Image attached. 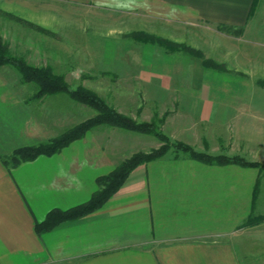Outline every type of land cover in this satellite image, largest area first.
I'll use <instances>...</instances> for the list:
<instances>
[{"label": "crops", "instance_id": "0c3cea01", "mask_svg": "<svg viewBox=\"0 0 264 264\" xmlns=\"http://www.w3.org/2000/svg\"><path fill=\"white\" fill-rule=\"evenodd\" d=\"M263 6L262 0H0V27L18 20L2 11L45 28L50 23L41 20L43 15L73 12L82 21L88 13L107 26L117 23L121 33L133 38L147 26L144 21L151 22L153 35L189 45L205 56L200 39L217 36L220 53L228 60L237 54L253 61L255 48L237 50L242 38L216 33L223 25L238 29L245 43H259L264 51ZM126 21L131 29L125 28ZM201 62L196 70L205 81ZM249 70L246 67L242 74H253ZM4 86L0 85V264H264V220L252 224L264 217V169L206 164L176 152L137 167L98 210L38 232L37 224L51 211L90 201L99 189L98 178L111 170L110 149L79 141L52 156L13 165L9 161L17 149L38 146L66 125L61 127L58 110L54 120L60 122L59 129L47 135L45 102L31 100L23 94L24 87ZM195 88L208 91L207 98L197 102L200 127H190L193 132L187 134L184 122L169 121L168 135L211 155H239L264 164V101L262 111L254 113L246 101L212 100L211 90ZM206 121L216 124L212 134L206 131Z\"/></svg>", "mask_w": 264, "mask_h": 264}, {"label": "rangeland", "instance_id": "374dc122", "mask_svg": "<svg viewBox=\"0 0 264 264\" xmlns=\"http://www.w3.org/2000/svg\"><path fill=\"white\" fill-rule=\"evenodd\" d=\"M262 1L264 4V0ZM75 6L78 9L80 7V5ZM262 8L264 11V6ZM87 9L84 12H87ZM1 14L18 19L4 22L3 27H0V38L8 42L12 53L24 57L36 66H52L55 73L64 76L71 88L84 86L94 91L119 113L137 122H154L156 127L172 141L185 143L196 151L198 149L192 145L171 138L166 127L171 124L169 121L177 125L184 122L187 127L186 133L191 134L193 129L191 130L190 127L199 126L200 124L197 123L203 121L200 116L201 107L197 102L204 97L207 98L208 91L200 92L195 87L211 90L208 93L209 99L246 101L249 105H253L251 109L254 113L262 111L264 87L260 82L264 80L263 47L257 45L259 43H253L255 45H251L250 42L245 43L247 38L243 37L238 29L234 31L230 27L227 31L221 26V31H217L216 34L229 36L232 33L235 37L242 38L241 42L237 43L238 52L241 47L252 46L256 49L255 53H252L255 56L254 60L249 61L237 54L234 60H228V57L220 53L218 46L221 42L217 36L200 39L201 49L206 54L204 57L220 65L218 69L207 68L200 58L205 71L204 81L203 76L196 70L197 63L200 62V59L196 58L199 57L173 45L164 46L161 40L177 43L150 33V30L153 31L151 22L144 21L143 24L147 26L138 33L139 37L133 38L132 34L121 33L123 28H120L117 23L113 24L110 21L107 26L100 18L87 17L88 13L82 16V21L77 20L73 12L63 11L61 15L52 13L43 15L41 20L50 23L47 28L12 13L2 11ZM260 18L264 20V12L261 13ZM34 19L37 20V18ZM91 23L94 24L91 26ZM125 28L131 29L128 21L125 23ZM39 29L44 30L42 32ZM207 31L211 32L209 29ZM245 56L248 57L246 54ZM246 67L250 69L249 72L253 71V74H242L246 71ZM1 84L5 85L4 87H24L23 94L31 96V100L32 94L36 91L35 86L23 83L20 74L8 65L0 67ZM38 100L45 102L44 119L49 126H46L47 135L51 130L56 132L59 129L60 122L58 119L54 120V117L58 110H62L61 127L66 126L53 138L97 114L95 109L73 100L66 93L46 95ZM249 108L247 107V110H251ZM212 122L206 121L208 134L217 130L216 124ZM53 138L47 139L46 142ZM79 141H85L86 144L93 142L94 147L110 149L111 170L106 175L134 154L150 153L165 145L153 134L132 132L110 125L97 126L89 130L83 138L71 144ZM210 142L215 144V140ZM170 152L188 154L172 146L165 154Z\"/></svg>", "mask_w": 264, "mask_h": 264}, {"label": "trees", "instance_id": "16d2710c", "mask_svg": "<svg viewBox=\"0 0 264 264\" xmlns=\"http://www.w3.org/2000/svg\"><path fill=\"white\" fill-rule=\"evenodd\" d=\"M221 28L227 31L230 30V28L225 25ZM39 30L43 32L44 29ZM145 41L148 40L145 39ZM161 43L164 46L173 45L174 47L180 48V50L201 58L204 66L207 68H220V65L215 61L205 58L201 51L194 49L189 45L174 44L167 40H161ZM4 65L14 68L20 74L23 83H30L35 86L36 91L33 93V99L38 100L46 95L66 93L73 100L88 105L97 111V114L94 117L72 126L60 136L53 138L48 142L42 143L38 146L17 149L9 161L13 165L22 161L32 160L39 155L52 156L61 149L69 146L72 142L83 138L89 130L100 125H110L132 132L153 134L165 143L163 147L158 150H152L150 153L138 152L134 154L129 159L121 162L108 175L99 177V189L94 193L89 202L67 211H61L58 209L51 211L43 222L37 224L36 228L38 232L49 231L63 221L75 220L98 210L121 188L135 168L163 156L171 146L175 149L187 152L193 159L206 164H237L243 167H257L260 170L264 169V164L248 161L239 155H211L207 152H198L185 143L172 141L156 127V123L137 122L133 118L119 113L98 94L84 86H78L75 89L71 88L66 82L64 76L55 73L52 66H36L29 63L24 57L12 53L8 42L3 41L2 38H0V67ZM260 83L264 84V80ZM256 190H258V184L255 186V191ZM262 220H264V217H257L252 221V224Z\"/></svg>", "mask_w": 264, "mask_h": 264}]
</instances>
